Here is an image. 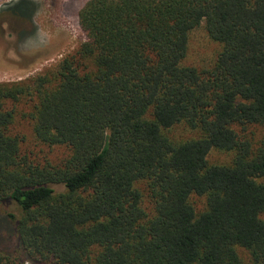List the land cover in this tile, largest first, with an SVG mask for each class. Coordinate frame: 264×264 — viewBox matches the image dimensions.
<instances>
[{"label": "trees", "instance_id": "trees-1", "mask_svg": "<svg viewBox=\"0 0 264 264\" xmlns=\"http://www.w3.org/2000/svg\"><path fill=\"white\" fill-rule=\"evenodd\" d=\"M79 22L76 52L0 82V217L18 239L0 264H264V134L247 133L264 129V0H89ZM203 23L223 47L198 68L184 60ZM23 99L62 162L22 153ZM179 124L194 136H170Z\"/></svg>", "mask_w": 264, "mask_h": 264}, {"label": "rangeland", "instance_id": "rangeland-1", "mask_svg": "<svg viewBox=\"0 0 264 264\" xmlns=\"http://www.w3.org/2000/svg\"><path fill=\"white\" fill-rule=\"evenodd\" d=\"M89 0H0V82H27L39 74H45L56 67L67 54L78 50L86 39L79 22V11ZM222 44L213 40L205 24L190 33L189 51L184 64L198 68L210 66L222 50ZM33 102L23 99L17 103V115L12 126L14 133L22 138L21 151L37 162L60 163L71 150L66 145L49 146L39 142L33 133L32 122L24 117L32 109ZM247 133L258 144L264 134L260 126H251ZM170 136L186 138L194 132L184 124L171 129ZM231 155L213 150L209 155L211 163L228 162ZM145 190V182L137 184ZM62 190L63 186H55ZM191 201L198 211L206 206L204 196L193 195ZM148 211L152 204L148 199L144 203ZM20 217L21 208L11 202L1 209ZM17 233L14 222L5 216L0 217V248L15 249Z\"/></svg>", "mask_w": 264, "mask_h": 264}]
</instances>
